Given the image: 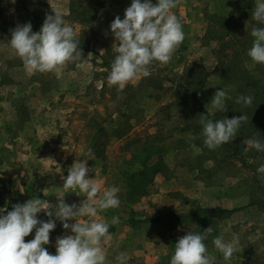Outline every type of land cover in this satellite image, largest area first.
<instances>
[{
  "label": "rangeland",
  "instance_id": "rangeland-1",
  "mask_svg": "<svg viewBox=\"0 0 264 264\" xmlns=\"http://www.w3.org/2000/svg\"><path fill=\"white\" fill-rule=\"evenodd\" d=\"M130 5L131 0H0V209L6 214L36 197L56 204L59 188L49 177L56 180L61 166V176H67L75 162L87 160L88 176L102 190L120 189V206L94 218L119 217L104 239L105 264H117L119 252L128 254L129 264H170L180 237L209 227L205 244L214 264H264V179L256 172L264 152H245L243 143L264 140V65L247 55L251 30L261 26L252 18L256 0H178L171 12L182 22L184 41L166 65L154 62L149 76L118 91L107 82L119 45L110 24L116 16L123 19ZM56 10L76 30L82 56L28 75L9 45L11 30L30 22L37 32ZM220 88L231 97L225 112L211 107ZM241 95H251L253 106L237 104ZM242 114L248 120L229 143L207 148L201 116ZM154 166L160 170L155 174L149 169ZM143 169L148 183L135 192L143 178L137 175L133 188L130 175ZM59 178L57 186L63 183ZM84 198L78 190L65 195L69 204ZM38 218L48 219L43 212ZM233 233L239 234L238 251L225 261L212 241L221 235L228 241ZM34 234L35 229L25 242ZM65 234L70 230L56 221L45 245L50 254Z\"/></svg>",
  "mask_w": 264,
  "mask_h": 264
},
{
  "label": "clouds",
  "instance_id": "clouds-1",
  "mask_svg": "<svg viewBox=\"0 0 264 264\" xmlns=\"http://www.w3.org/2000/svg\"><path fill=\"white\" fill-rule=\"evenodd\" d=\"M177 4L178 0H156L155 4L152 0H131L123 19L116 16L110 30L119 45L114 44L117 55L107 76L109 85L122 91L130 82L149 76V68L154 62L166 65L171 60L185 39L181 20L171 12ZM252 18L261 26L251 30L254 39L247 55L254 63L264 65V0H256ZM9 45L22 60L28 75L51 72L82 56L77 32L59 10L47 15L37 32H33L30 22L18 24L11 30ZM228 99H231L228 90L220 88L211 99L212 109L227 111ZM236 103L251 106L253 97L238 96ZM247 120L246 114L219 120L201 116L204 144L215 150L229 143ZM243 143L245 152L253 149L264 152V140L251 137ZM256 172L258 178L264 179V164ZM88 173L87 160L75 162L67 176L62 177L63 190L55 194L56 204L36 197L14 205L6 214L0 209V264H105L104 239L110 235V227L119 223V217L113 216L110 222L94 218L100 211L120 206V189L109 186L102 190ZM70 190H78L86 198L79 204H69L65 195ZM41 212L47 220L38 218ZM82 217L93 219L81 222ZM70 220L75 222L69 223ZM56 221L71 234L57 237L55 254H50L45 245L50 242V232L56 228ZM34 229V238L25 242L24 238ZM211 231L209 227L203 232L189 231L180 237L170 264H214L216 258L209 254L205 244ZM212 243L223 259L229 261L238 251L239 234L233 233L228 241L223 235L217 236ZM129 259L126 252H119L115 257L117 264H129Z\"/></svg>",
  "mask_w": 264,
  "mask_h": 264
},
{
  "label": "trees",
  "instance_id": "trees-1",
  "mask_svg": "<svg viewBox=\"0 0 264 264\" xmlns=\"http://www.w3.org/2000/svg\"><path fill=\"white\" fill-rule=\"evenodd\" d=\"M199 90L197 89V90H194L190 95L191 96H195L196 94H197V92H198ZM256 96V98H258V95L256 94L255 95ZM259 102H261L260 100H258ZM251 106H253V105H251ZM262 106H264V105H262ZM250 108V107H249ZM256 127V125L255 124H253L252 126H251V128H255ZM149 169H152V171H153V174H155V173H157L158 171H160L158 168H156L155 166L154 167H151V168H149ZM142 176V178H143V181L142 182H140L139 183V185L138 186H136L135 185V188H134V181H135V179H136V176ZM146 176H147V173H146V170L145 169H143L142 171H139L137 174H131L130 175V179H129V185H130V187H133L134 188V190H135V192H139L140 190H142V189H144L143 191H145V188H146V185H147V183H148V180H146L147 178H146ZM229 211H224V210H208V213L209 214H211V215H215L216 213H218V214H225V213H228ZM174 218H177V216H173Z\"/></svg>",
  "mask_w": 264,
  "mask_h": 264
},
{
  "label": "crops",
  "instance_id": "crops-1",
  "mask_svg": "<svg viewBox=\"0 0 264 264\" xmlns=\"http://www.w3.org/2000/svg\"><path fill=\"white\" fill-rule=\"evenodd\" d=\"M28 120H29V118H28ZM27 120V121H28ZM43 120V119H42ZM28 125H29V121H28ZM23 126H25V124L23 125ZM62 168V166L59 168V171L58 170H56V175L58 176V178L57 179H60L59 178V176L61 177V180H60V183H61V181H63L62 180V176H61V169ZM57 179L56 180H53L51 177H49V179H48V181H49V183L51 184V186L52 187H58L59 188V191H61V188H62V184H61V186H57V183H56V181H57ZM60 183H58V184H60ZM61 187V188H60ZM108 240V239H107ZM105 243V245H107L108 244V242L106 241V242H104ZM104 250H105V248H104Z\"/></svg>",
  "mask_w": 264,
  "mask_h": 264
}]
</instances>
